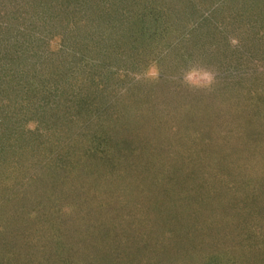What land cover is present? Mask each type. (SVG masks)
<instances>
[{
    "label": "rangeland",
    "instance_id": "obj_1",
    "mask_svg": "<svg viewBox=\"0 0 264 264\" xmlns=\"http://www.w3.org/2000/svg\"><path fill=\"white\" fill-rule=\"evenodd\" d=\"M42 1L47 11L52 0ZM236 3L203 1L202 13L186 12L179 26L168 29V42L154 39L158 51L174 48L159 67L155 54L143 48L141 58L147 60L148 68L152 66L149 71H140L134 62L138 69L125 67L127 49L120 57L124 62L111 66L118 70L119 80L103 89L108 94L109 90L121 93V99L125 88L142 79L155 80L154 91L160 82L167 91L183 90L167 119L142 122V115L131 111L132 121L125 113L110 124V116L116 117V108L110 109L114 98L99 87L88 97L82 87L80 100L89 102L76 117L66 116L71 109L73 113L74 105L70 109L71 90L65 89L48 96L49 108L32 118L40 120L39 128L38 122L22 123L21 116L13 120L14 126L19 125L20 141L14 148L18 156L9 157V169L0 168V264H263L264 104L255 97L264 95V46L242 52L229 23L237 25L229 18ZM213 7L219 12L210 9L208 15ZM54 10L62 11L61 16L68 14L62 3ZM32 15V21L43 26L40 12ZM203 17L212 25L197 28ZM44 26L50 28L51 23ZM221 32L226 34L223 39ZM59 33L68 36L61 29ZM130 54V60L140 59ZM247 84L249 96L243 90ZM217 90L218 100L212 104L211 94ZM30 111L22 113L28 116ZM148 111L149 106L141 109ZM192 115L196 123L188 127ZM123 121L128 122L127 131L121 127ZM178 137L179 144H174ZM37 139L52 152L43 156L24 151L30 146L33 151ZM74 144L89 153V160L79 151V157L61 165L69 155L65 150ZM103 144L111 152L100 164L93 154L103 151ZM54 158L57 168L49 165ZM169 177L178 179L170 187L165 186ZM20 194L30 203L37 202L39 213L32 211L31 216L38 215L39 227L30 231L20 224L24 216L28 220L29 207L22 212ZM232 206L234 214L229 215Z\"/></svg>",
    "mask_w": 264,
    "mask_h": 264
},
{
    "label": "trees",
    "instance_id": "obj_2",
    "mask_svg": "<svg viewBox=\"0 0 264 264\" xmlns=\"http://www.w3.org/2000/svg\"><path fill=\"white\" fill-rule=\"evenodd\" d=\"M203 1L209 4L220 0H52L47 11H43L47 3L42 0H0V168L7 171L10 155L18 156L14 148L20 141L17 137L19 125L14 126V119L21 116L22 123L33 122L35 124L38 122L36 129L39 128L41 125L40 120L36 121L32 118L43 114V111L49 108L48 96H57L65 89L71 90V95L67 97L70 102V109L74 105L73 113L72 109L70 112L72 115L66 113V116L68 118L76 117L74 114L83 110L80 107L89 102L80 100L82 98L78 95L80 92L83 93L86 90L87 96L89 94L88 97H90L92 94H96V90L100 88L108 90L109 85L118 82V70H113L111 66L114 63L124 62L123 58H120L122 53L125 52L124 49H127L128 52L127 58H124L127 61L125 67L134 66V62L135 64L139 63L140 71L142 68L146 71L150 70L152 66L148 68L147 60L141 58V48L150 50L155 54L154 60L157 67H159L163 57L168 55L166 53L174 48L165 46L166 49L158 51L153 47L156 44L153 43L154 39L159 37L157 40L160 44L168 42L165 36H167L166 33L170 26H179V23L183 20L180 17L186 15L188 11H190V15L202 13L203 9H201L200 2ZM59 3H62L64 8L66 7L67 15L61 16L62 11L54 10V8L57 9ZM71 3L73 4L69 9L68 5ZM236 6L237 9L231 13L229 18L235 19L237 25H234L231 20H229V23L234 28L231 29V34L237 40L238 45L243 48L242 52L247 51L244 49L254 51L255 48L263 47L264 15H260V13H263L264 10V0H237ZM210 9L215 13L219 12V8L216 10H214V7L209 8L207 10L208 15H211ZM50 10H53V12L50 13ZM39 12L40 19L44 22L43 26H37L42 25V23L32 21V14H38ZM46 23L47 25L51 23V29L44 26ZM203 25H212L208 17H203L196 27H202ZM59 29L68 35L67 38L59 33ZM220 34H222V39L226 35L223 32ZM215 36H219V33ZM132 42L135 46H129ZM138 43H140L139 46ZM235 48L240 50L238 46ZM228 49L232 50L230 46ZM130 53H133L134 59L138 56H140V59L130 60L132 59ZM135 69L138 68L135 67ZM124 76L125 74H123ZM88 81L89 85H86ZM154 81L149 82L142 79L140 82H133L122 92V94L125 93L123 99H121V93L109 90L108 94L107 90L103 89L102 93L110 95L115 101L114 104L110 105V109L116 108V117L110 116V124L112 123L111 120L117 121L119 117L126 114L127 120L132 121L133 118L129 114L131 111L140 113L142 122L146 118L155 121L167 119L172 112L173 102L180 98L179 94L183 90L179 92L168 90V92L166 86L163 85L164 83L159 81L160 84L154 87L157 91H154V89L152 90ZM248 84L243 86L246 96H249L250 88L249 90L246 89ZM87 86L91 87L87 89ZM95 86H97L96 89ZM186 95L183 94V97ZM217 95L218 90L214 92V95L211 94L215 99L212 104L217 102ZM100 96L101 99H105L104 94H100ZM152 97H155V99L153 100ZM242 97L241 92L238 98ZM255 99L260 104H264V95L263 97L262 94L258 95ZM165 101L171 102V104H162ZM55 104L58 108H61L59 101ZM116 105L118 107H115ZM143 106H149V111L142 113ZM28 110H31L30 115H24L23 113ZM61 111H63L62 108ZM53 123L57 124L56 121ZM127 123V121H123V126H121L125 130L130 128ZM193 123L196 122L192 115L187 119L186 124L190 127ZM50 125L53 127L52 123ZM105 125L107 126V124ZM119 139L120 137L117 138V141ZM154 139L155 137L152 138L153 141ZM179 140H181V137L175 138L174 144H179ZM107 141L108 139H105V143ZM29 142H31V139ZM43 143L45 142L39 139L36 142L33 140V151H30L31 146L28 151H24L43 156L48 155L53 149L45 148ZM121 143L126 145L123 140H121ZM162 144L164 145V143ZM79 146H76L77 150L74 148L75 144L68 146L65 151L67 154L69 152V155L65 156L59 163L62 165V162L68 158L73 160L74 157H79L81 153L86 152H82ZM103 146H105L103 151L100 153L94 152L93 154L96 156L94 160H98L100 164L105 163L102 159L108 157L107 155L111 152L110 146L105 144ZM84 154L86 155V153ZM116 155L117 158H120L119 154ZM84 157L89 160V153ZM84 157L80 158L84 160ZM53 160L55 162L49 163V165L52 168H57L59 164L55 158ZM45 167L46 165L42 166L41 171ZM169 170L171 171L170 168ZM163 175L164 173L160 175V177L162 176L161 179H164ZM43 180L44 178L42 182ZM171 181L176 183L178 179L172 177L166 180L165 186L170 187L169 183ZM159 185L161 186L160 183ZM19 196L18 204L23 210L22 212L26 211L29 206L27 209L28 220L24 216L25 221H23L24 224L20 223L21 226H24L25 229L28 227L29 231L34 227L36 228V226L39 227L38 215L31 216L32 211L35 214L39 213L35 206L37 202L30 203L24 199L23 194ZM233 202L235 204L237 202L235 195L233 196ZM241 207L243 205H240ZM0 209H2V206H0ZM44 209L48 210L46 203ZM231 209L232 213L229 212V215L234 214L233 206ZM33 217H35L34 223H30L29 220ZM30 224L33 225L30 226ZM248 242L251 243L252 240ZM240 247L244 248L245 246L240 244ZM262 263L264 264V260Z\"/></svg>",
    "mask_w": 264,
    "mask_h": 264
},
{
    "label": "clouds",
    "instance_id": "obj_3",
    "mask_svg": "<svg viewBox=\"0 0 264 264\" xmlns=\"http://www.w3.org/2000/svg\"><path fill=\"white\" fill-rule=\"evenodd\" d=\"M205 79H210V77H207V76H206Z\"/></svg>",
    "mask_w": 264,
    "mask_h": 264
}]
</instances>
